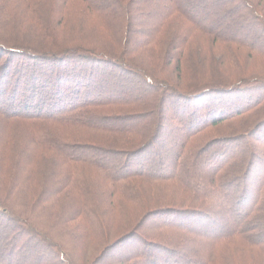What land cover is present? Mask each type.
<instances>
[{"label": "trees", "instance_id": "obj_1", "mask_svg": "<svg viewBox=\"0 0 264 264\" xmlns=\"http://www.w3.org/2000/svg\"><path fill=\"white\" fill-rule=\"evenodd\" d=\"M258 31L264 0H0V264H264Z\"/></svg>", "mask_w": 264, "mask_h": 264}, {"label": "rangeland", "instance_id": "obj_2", "mask_svg": "<svg viewBox=\"0 0 264 264\" xmlns=\"http://www.w3.org/2000/svg\"><path fill=\"white\" fill-rule=\"evenodd\" d=\"M257 35H262V36H258L259 37V39H261V41L262 42H264V32H262V31H258V34ZM256 36V35H255ZM260 41V42H261ZM44 56H46L47 58H53L51 55H41V57H43L44 58ZM25 58V62L24 61H19V59H18V63H19V68H21V69H23V66H26L27 68H29V67H31L32 66V64L30 63V62H34V61H30V60H27L26 58L27 57H24ZM51 59H49L48 61H50ZM253 59H251V61H252ZM52 63H53V61H51ZM21 63H23V64H21ZM40 63H41V61H40ZM15 68V66L14 65H11V67L10 68H8V70L10 71L9 73H11L12 71V69H14ZM107 68H109V67H105V69H107ZM250 68V67H249ZM11 69V70H10ZM21 69H19L18 71H17V73H21L23 70H21ZM87 70H90V68H88ZM43 73H45V72H43ZM114 73H116V72H114ZM118 74V73H117ZM27 78V77H26ZM15 80H16V76H9V82L10 83H14L15 82ZM135 82H137V84H140L141 86H143L144 84L142 83V81L141 82H139V80L138 79H135ZM124 84H126V82L124 83ZM127 84L129 85V84H131V82L129 81V82H127ZM135 87V86H134ZM134 87H131V89L129 90V92H127V96L128 97H126V98H129V97H135V96H137V92H136V90H134ZM249 92H245V95H246V97H248V98H263L264 97V89L263 88H261V86L260 87H255V88H253V89H250V90H248ZM18 94H20L19 95V97H22V96H25V97H27L28 95H27V91L25 92L24 90L23 91H19V93ZM260 96V97H259ZM262 96V97H261ZM24 97V98H25ZM170 98V96L168 97V99ZM9 102H6L5 104H2V108L5 110V111H8V109L10 108H12L13 106H11V107H9ZM21 105L22 104V101H21V103H17V104H15V105ZM14 107H17V106H14ZM169 109V108H168ZM44 112H48V110L47 109H45L44 110ZM42 114H47V113H42ZM165 122H166V124H167V132H169L170 133V135H175V133L174 132H172V129H171V127H174L175 125H178L180 122H177V119H176V115L174 114V112H172V111H165ZM253 126V124L251 123V127ZM262 129V128H261ZM259 130L258 132H260V134H262L263 132H264V130ZM264 129V128H263ZM172 138H175V137H171L170 136V138H169V140H172ZM252 138H255V137H252ZM169 142H171V141H169ZM143 156H146V159L147 158H149V160H153V159H155L156 158V162H155V166H159V164H160V159L161 158H166L165 156H163V155H158V154H153V153H151V151H146V152H144L143 153ZM123 156H121V158H122ZM145 159V160H146ZM167 159H169V158H167ZM108 160V159H107ZM144 160V161H145ZM154 163V162H153ZM118 164H120V163H118ZM150 164V163H149ZM120 166V165H119ZM149 167H150V165L149 166H146V168L147 169H149ZM224 250H226L225 248H224ZM234 254H235V252H234ZM231 256H230V254H227V255H225L224 256V259H220L219 260V263H217V264H232L230 261H231ZM255 264H263L262 263V261L260 260V259H258L257 261H256V263Z\"/></svg>", "mask_w": 264, "mask_h": 264}, {"label": "clouds", "instance_id": "obj_3", "mask_svg": "<svg viewBox=\"0 0 264 264\" xmlns=\"http://www.w3.org/2000/svg\"><path fill=\"white\" fill-rule=\"evenodd\" d=\"M134 233H129L132 235ZM39 239L45 244L53 245L52 251L57 252L56 259H59V251L58 247H55L57 241H61L63 245V251L66 255H70L72 253L71 246L63 242V238H61L57 232L52 233H41ZM119 239L112 241V244L118 243ZM110 245H100V246H89L87 249V254L81 255V264H108V260L105 257L107 249Z\"/></svg>", "mask_w": 264, "mask_h": 264}]
</instances>
